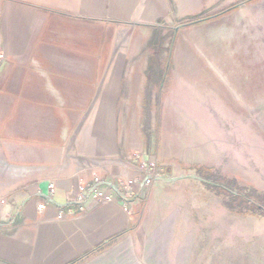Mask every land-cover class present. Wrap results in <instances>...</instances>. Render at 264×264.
<instances>
[{
	"label": "rangeland",
	"instance_id": "rangeland-1",
	"mask_svg": "<svg viewBox=\"0 0 264 264\" xmlns=\"http://www.w3.org/2000/svg\"><path fill=\"white\" fill-rule=\"evenodd\" d=\"M262 1L201 0L202 7L187 9L186 1L165 0L166 14L154 26L98 21L95 57L81 58L99 81L119 38L128 37L118 79L130 103L116 106L117 136L131 144L141 136L144 153L154 157L162 191L146 225L174 214V245L186 237L188 264H264V208L240 205L236 196L264 207V70L248 31ZM1 27L0 178H8L23 170L5 160L4 148L56 146L63 115L80 134L90 106L45 103L55 90L41 75L2 69L12 34ZM65 28L67 35L73 25ZM66 46L52 54L69 59ZM66 139L72 152L74 138Z\"/></svg>",
	"mask_w": 264,
	"mask_h": 264
},
{
	"label": "crops",
	"instance_id": "crops-1",
	"mask_svg": "<svg viewBox=\"0 0 264 264\" xmlns=\"http://www.w3.org/2000/svg\"><path fill=\"white\" fill-rule=\"evenodd\" d=\"M182 1L188 2L183 8L202 7L201 0ZM163 5L165 0H0V45L4 39L1 26L8 25L13 35L8 34L10 44H4L8 59L2 69L7 66L41 75L40 80L55 90L45 103L90 106L80 134L70 129L72 121L63 115L56 146L9 144L4 148L5 160L23 171L0 178V264H69L78 258L82 260L74 264L189 263L186 237L178 248L174 245L178 231L174 214L150 229L146 225V214L157 212L159 181L149 201L148 189L135 186L134 198L125 204L117 200L101 204L92 198L76 202L79 186L91 187L95 178L104 183L101 190L112 191L116 197L113 188H108L115 183L114 176L139 177L134 170L138 160L155 161L144 153L141 136L131 144L116 132V106L130 103L118 79L128 37L119 38L113 65L105 68L99 81L96 69L87 71L81 58L95 57L98 21L131 20L134 25L154 26L166 14ZM66 25H73L67 35ZM64 45L70 48L69 59L52 54ZM67 137L77 143L72 152L65 149ZM51 184L54 192L49 196ZM39 204H45V209L38 210ZM59 212L66 220H56Z\"/></svg>",
	"mask_w": 264,
	"mask_h": 264
},
{
	"label": "built area",
	"instance_id": "built-area-1",
	"mask_svg": "<svg viewBox=\"0 0 264 264\" xmlns=\"http://www.w3.org/2000/svg\"><path fill=\"white\" fill-rule=\"evenodd\" d=\"M2 58L3 56L0 53V61L2 60ZM137 163L138 164L135 166L134 170L138 173L139 177L130 178L119 175L114 176L115 183L109 185L108 188H113L116 193V197L114 196L115 194L112 191L108 192L105 190H101L100 187L103 186L104 183L99 178H95V185L91 187L86 185L79 186L76 202L82 203L88 198H92L93 200L101 204L113 203L116 200L118 202L122 201L125 204L134 198L135 186H140L141 188L147 189L152 187L156 182L163 180V174L158 170L156 161H145L139 159ZM53 192L54 186L51 184L48 186V195H52ZM45 207V204H39L37 206L38 210H44ZM56 220H66V215L62 212H59L56 215Z\"/></svg>",
	"mask_w": 264,
	"mask_h": 264
},
{
	"label": "water",
	"instance_id": "water-1",
	"mask_svg": "<svg viewBox=\"0 0 264 264\" xmlns=\"http://www.w3.org/2000/svg\"><path fill=\"white\" fill-rule=\"evenodd\" d=\"M248 31L264 70V0L250 23Z\"/></svg>",
	"mask_w": 264,
	"mask_h": 264
},
{
	"label": "trees",
	"instance_id": "trees-1",
	"mask_svg": "<svg viewBox=\"0 0 264 264\" xmlns=\"http://www.w3.org/2000/svg\"><path fill=\"white\" fill-rule=\"evenodd\" d=\"M157 31H160L159 29H157ZM154 49H153V56H152V59H153V63H152V65H156L157 63L156 62H158V56H156V55H158V52H159V50H160V48L158 47V46H154L153 47ZM237 200H238V202L240 203V205L241 204H243V205H246V206H248L247 204H252L253 205V208L256 210V211H258L259 213H260V211L262 210L263 211V202H261L260 200H256L257 202H260V203H262V204H259V205H255L254 203H252V202H250L249 201V199H253V197H251V196H249V195H245V194H243V193H237ZM121 235V234H120ZM120 235H118V236H115L114 238H112V240H114V239H116V238H118ZM99 248L100 247H97L96 249H94L93 251H90V252H87L86 254H84V257H89L92 253H94L96 250H99ZM79 260H82V258H78V259H76V260H74V261H72V262H70L69 264H74L75 262H77V261H79Z\"/></svg>",
	"mask_w": 264,
	"mask_h": 264
}]
</instances>
